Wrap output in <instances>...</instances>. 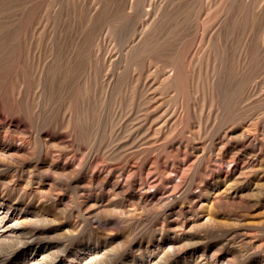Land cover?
<instances>
[{
  "label": "rangeland",
  "instance_id": "1",
  "mask_svg": "<svg viewBox=\"0 0 264 264\" xmlns=\"http://www.w3.org/2000/svg\"><path fill=\"white\" fill-rule=\"evenodd\" d=\"M262 124L264 0H0V202L10 224L0 264H264V154L225 183L209 175L215 158H254L233 141L250 125L264 138ZM163 160L184 169L192 191L212 177L196 205L139 210L102 182L124 163L136 165L132 181L145 180L148 163L151 180H165L174 173Z\"/></svg>",
  "mask_w": 264,
  "mask_h": 264
},
{
  "label": "bare ground",
  "instance_id": "2",
  "mask_svg": "<svg viewBox=\"0 0 264 264\" xmlns=\"http://www.w3.org/2000/svg\"><path fill=\"white\" fill-rule=\"evenodd\" d=\"M128 3V2H127ZM131 4H132V2H131ZM136 4V3H135ZM129 5V4H128ZM127 5V6H128ZM132 6H134V5H132ZM136 6V5H135ZM134 6V7H135ZM133 7V8H134ZM131 10H132V7H131ZM154 13V12H153ZM152 13V14H153ZM152 16V15H151ZM159 17H161V16H159ZM148 20H149V17H148ZM155 20V19H154ZM149 21H147V23H148ZM144 25V24H143ZM227 25V24H226ZM140 26H142V24L140 25ZM139 28L140 27H138V30H139ZM136 29H137V27H136ZM148 29V28H147ZM142 30V29H141ZM140 31V30H139ZM143 31H144V28H143ZM142 31V32H143ZM141 32V33H142ZM146 32V31H145ZM136 33H138V32H136ZM135 35H137V34H135ZM144 35V34H143ZM143 35H142V37H143ZM215 35V34H214ZM138 36H139V34H138ZM205 35H203V37H204ZM217 36V35H216ZM215 36V37H216ZM213 37V36H212ZM223 37H224V35H223ZM133 39V38H132ZM136 39H137V37H136ZM135 39V40H136ZM201 39V38H200ZM222 39V38H221ZM196 40V39H195ZM198 40V39H197ZM204 40V39H203ZM202 40V41H203ZM209 40V39H208ZM131 41H133L134 42V40H131ZM143 41H144V39H143ZM204 42H206L205 40H204ZM201 43V42H200ZM214 43V42H213ZM130 44H131V42H130ZM203 46H204V44H203ZM195 47V46H194ZM193 47V48H194ZM199 48V47H198ZM211 48H212V46H211ZM210 48V49H211ZM157 49H158V47H157ZM218 48H216V50H217ZM258 49V48H257ZM158 50H160V49H158ZM208 50V49H207ZM212 50V49H211ZM215 50V51H216ZM70 51V50H69ZM199 51V50H198ZM86 52V51H85ZM155 52H157V51H155ZM154 52V53H155ZM190 52H192V51H190ZM60 53V52H59ZM65 52H63L62 51V54H64ZM83 54H82V56L83 55H85L84 54V52H82ZM151 53H153V52H151ZM174 53V52H173ZM195 53V52H194ZM198 53V52H197ZM61 54V53H60ZM157 53H155V55H156ZM162 54V53H161ZM199 54V53H198ZM242 54V53H241ZM87 55V54H86ZM154 55V54H153ZM61 56V55H60ZM66 56V55H65ZM65 56H63V57H65ZM75 56V55H74ZM78 56V55H77ZM159 56V55H158ZM196 56V55H195ZM73 57V56H72ZM78 57H80V56H78ZM183 57V56H182ZM189 57V56H188ZM191 57V56H190ZM213 57H214V55H213ZM58 58H59V56H58ZM67 59H68V56L66 57ZM83 58V57H82ZM152 58V57H151ZM157 58V57H156ZM194 58V57H193ZM208 58V57H207ZM212 59V58H211ZM84 60V59H83ZM82 60V61H83ZM184 60V59H183ZM211 61V60H210ZM214 61V60H213ZM67 62V61H66ZM173 62V61H172ZM192 62H193V60H192ZM191 62V63H192ZM200 62V61H199ZM81 63H83V62H81ZM80 63V64H81ZM201 63V62H200ZM208 63H209V61H208ZM213 63V62H212ZM73 64H77V63H74L73 62ZM175 64V63H174ZM187 64V63H186ZM211 64V63H210ZM43 65V64H42ZM60 65V64H59ZM63 65V64H62ZM68 65V64H67ZM70 65V64H69ZM85 65V64H84ZM204 65V64H203ZM49 66V65H48ZM64 66V65H63ZM183 66H185V65H183ZM211 66V65H210ZM209 66V67H210ZM76 66H74V68H75ZM95 67V66H94ZM172 68H173V66H171ZM191 67H193V66H191ZM197 67V66H196ZM44 68H45V65H44ZM67 68H68V66H67ZM80 68V67H79ZM204 68V67H203ZM202 68V69H203ZM47 69V68H46ZM49 69H52L51 68V66H50V68ZM59 69H60V67H59ZM59 69H58V71H59ZM64 69V68H63ZM77 70H78V67L76 68ZM81 69V68H80ZM83 69H84V66H83ZM91 69V68H90ZM174 69V68H173ZM178 69V68H177ZM177 69H175V70H177ZM189 69V68H188ZM196 69V68H195ZM210 69V68H209ZM43 70V69H42ZM62 70V69H61ZM125 70V69H124ZM183 70H185V69H183ZM182 70V71H183ZM205 70H206V68H205ZM41 71V70H40ZM45 71V70H44ZM174 71V70H173ZM172 71V72H173ZM182 71H181V75H182ZM186 71V70H185ZM79 72V71H78ZM78 72H76V73H78ZM126 72V71H125ZM179 72V71H178ZM177 72V73H178ZM45 73V72H44ZM75 73V72H74ZM76 73H75V75H76ZM180 73V72H179ZM189 73V72H188ZM60 74V73H59ZM83 74H84V72H83ZM129 74V73H128ZM175 74V73H174ZM191 73H189V74H186L187 76H189ZM81 75V74H80ZM85 75V74H84ZM172 75V74H171ZM170 75V76H171ZM209 75V74H208ZM40 76V75H39ZM60 76V75H59ZM58 76V77H59ZM64 76V75H63ZM62 76V77H63ZM66 76V75H65ZM77 76V75H76ZM79 76V75H78ZM169 76V77H170ZM175 76H176V74H175ZM51 77V76H50ZM83 77V76H82ZM174 77V76H173ZM183 77H185V75L183 76ZM214 77H215V75H214ZM49 78V77H48ZM47 78V79H48ZM75 78V77H74ZM177 78V77H176ZM186 78V77H185ZM78 79H79V77H78ZM172 79H175V78H171L170 77V80H172ZM179 79V78H178ZM177 79V80H178ZM64 80V79H63ZM77 80V79H76ZM91 80H93V79H91ZM190 80V79H189ZM226 80V79H225ZM44 81V80H43ZM69 81V80H68ZM88 81V80H87ZM105 81V80H104ZM108 81V80H107ZM120 81V80H119ZM129 81V80H128ZM182 81V80H181ZM184 82L186 81V80H183ZM188 81V80H187ZM210 81V80H209ZM223 81V80H222ZM45 82H47V81H45ZM51 82V81H50ZM60 82V81H59ZM113 82V81H112ZM121 82H122V84H123V81H120V82H118V83H120L121 84ZM132 83L134 82L133 80L131 81ZM220 82V81H219ZM240 82V81H239ZM55 83V82H54ZM80 83V82H79ZM94 83V82H93ZM92 83V84H93ZM107 83V82H106ZM105 83V84H106ZM111 83V82H110ZM128 83V82H127ZM174 83V82H173ZM172 83V84H173ZM181 83V82H180ZM187 83V82H186ZM223 83H226V82H223ZM69 84V83H68ZM67 84V85H68ZM72 84V83H71ZM82 84V83H81ZM87 84V83H86ZM114 84V83H113ZM126 84V83H125ZM131 84V83H130ZM211 84H212V82H211ZM216 84H218V82L216 83ZM53 85V84H52ZM56 85V84H55ZM115 85H117V84H115ZM129 85V84H128ZM183 85V84H182ZM185 85V84H184ZM183 85V86H184ZM213 85V84H212ZM219 85H221V84H218L217 86H216V88L219 86ZM225 85V84H224ZM238 85V84H237ZM63 86V85H62ZM69 86H71V85H69ZM81 86V85H80ZM105 86V85H104ZM123 86V85H122ZM175 86V85H174ZM222 86V85H221ZM227 86H228V84H227ZM226 86V87H227ZM250 86V85H249ZM115 87V86H114ZM113 87V88H114ZM121 87V86H120ZM180 87V86H179ZM186 87V86H185ZM209 87V86H208ZM214 87V86H213ZM226 87H224V90H225V88ZM238 87H240V86H238ZM237 87V88H238ZM248 87V86H247ZM76 88V87H75ZM112 88V89H113ZM117 88H118V86H117ZM123 88H125V87H123ZM130 88V87H129ZM229 88V87H228ZM52 89V88H51ZM50 89V90H51ZM54 89V88H53ZM66 89V88H65ZM93 89V88H92ZM119 89L120 88H118V91H119ZM182 89H183V87H182ZM210 89V88H209ZM209 89H207V90H209ZM215 89V88H214ZM218 89H220V91H221V87L219 88L218 87ZM227 89V88H226ZM231 89H232V87H231ZM249 89V88H248ZM54 90H56V89H54ZM61 90H64V89H61ZM74 90V88L72 89V91ZM114 90V89H113ZM115 90H117V89H115ZM129 90V89H128ZM245 90V89H244ZM72 91H71V93H72ZM82 91V90H81ZM124 91V90H123ZM218 91V90H217ZM219 91V92H220ZM49 92V91H48ZM58 92H60V91H58ZM57 92V93H58ZM64 92V91H63ZM68 92V91H67ZM74 92V91H73ZM128 92V91H127ZM130 92V91H129ZM247 92V91H246ZM83 93V92H82ZM212 92H210V94H211ZM53 94V93H52ZM64 94H65V92H64ZM123 94V93H122ZM137 94V93H136ZM217 94H218V92H217ZM221 94V93H220ZM223 94V93H222ZM222 94H221V97H222ZM225 94H228V90H227V93H225ZM59 95H60V93H59ZM77 95V94H76ZM131 95V94H130ZM219 95V94H218ZM217 95V96H218ZM228 95H230V94H228ZM212 96V95H211ZM220 96V95H219ZM231 96V95H230ZM234 96V95H233ZM67 97V96H66ZM131 97H132V95H131ZM214 97H216V96H214ZM71 98V97H70ZM227 98V97H226ZM118 99V98H117ZM123 99V98H122ZM218 99H220V98H218ZM223 99V98H222ZM221 99V100H222ZM227 99H230V97L229 98H227ZM233 99V98H232ZM45 100H47V98L45 99ZM86 100V99H85ZM124 100V99H123ZM130 100H131V98H130ZM153 100V99H152ZM217 100V99H216ZM220 100V101H221ZM226 100V99H225ZM224 100V101H225ZM220 101H218V102H220ZM231 101V100H230ZM86 102V101H85ZM125 102H126V100H125ZM130 102V101H129ZM212 102V101H211ZM226 102V101H225ZM229 102V101H228ZM118 103H119V101H118ZM124 103V102H123ZM85 104V103H84ZM92 104V103H91ZM97 104H98V102H97ZM215 104H216V102H215ZM222 104V103H221ZM221 104H219L218 103V105H221ZM224 104V103H223ZM231 104V103H230ZM74 105V104H73ZM137 105V104H136ZM90 106V105H89ZM85 107V106H84ZM97 107H98V105H97ZM125 107V106H124ZM127 107H128V105H127ZM222 107V106H221ZM226 107H228V108H231V107H229V106H226ZM71 108V107H70ZM80 108V107H79ZM89 108V107H88ZM95 108V107H94ZM102 108V107H101ZM138 108V107H137ZM238 108V107H237ZM222 109H224V108H222ZM60 110V109H59ZM124 110V109H123ZM216 110V109H215ZM134 111H135V109H134ZM139 111V110H138ZM137 111V112H138ZM65 112V111H64ZM81 112V111H80ZM131 112V111H130ZM141 112V111H140ZM62 113V112H61ZM72 113V112H71ZM133 113V112H132ZM84 114H85V112H84ZM124 114V113H123ZM129 114V113H128ZM141 114V113H140ZM52 115V114H51ZM80 115V114H79ZM66 116V115H65ZM74 116V115H73ZM77 116V115H76ZM83 116V115H82ZM125 116V115H124ZM137 117V116H136ZM141 117V116H140ZM152 117V116H151ZM69 118V117H68ZM71 118H73V117H71ZM77 118V117H76ZM80 118V117H79ZM133 118V117H132ZM174 118V117H173ZM64 119H66V118H64ZM128 119H129V117H128ZM137 119H138V117H137ZM172 119V118H171ZM77 120V119H76ZM122 120V119H121ZM129 121V120H128ZM127 121V122H128ZM131 121V120H130ZM134 121H136L135 119H134ZM177 121V120H176ZM131 122H133V121H131ZM247 122H248V120H247ZM81 123V122H80ZM122 123H124V122H122ZM129 123V122H128ZM246 123V122H245ZM147 124V123H146ZM149 124V123H148ZM160 124V123H159ZM250 124V123H249ZM248 124V125H249ZM74 126V125H73ZM137 126V125H136ZM246 126V125H245ZM70 127V126H69ZM131 127V126H130ZM252 127L253 126H251L250 125V127L249 126H246V128H248L247 129V131L245 130V131H242V133H241V135L240 136H238V138H236V140L235 141H233V144L235 145V146H240V145H242V144H244V143H246V144H248V146H250L249 147V150H250V152L252 151V153L254 154V158H252V159H250L249 158V160H247L246 161V159H245V162H242V161H240V158H239V155H237L236 153H231L230 154V157L225 161L227 164L226 165H224L223 164V162H222V159L220 160V159H218V158H215V160H214V162H212V169L210 170V173H209V175H212L213 176V174H218V176H220L221 174H223L222 176H223V179H222V183H225L227 180H229L233 175H239V174H241L242 175V173L244 172V170L245 169H247V168H251V167H254L255 166V164H256V162H257V160H258V158L260 157V155L263 153L264 154V138H260L261 136H254L252 133H250L251 132V130H252ZM74 128V127H73ZM167 128H168V126H167ZM166 128V129H167ZM71 129V128H70ZM131 130H133V129H131ZM130 130V131H131ZM141 130V129H140ZM249 130V131H248ZM168 131H170L169 129H168ZM160 132V131H159ZM173 132V131H172ZM73 133V132H72ZM138 133H141V132H138ZM156 134V133H155ZM169 133H167V135H168ZM260 134L261 135H264V125L262 124V125H260ZM139 135V134H138ZM137 135V136H138ZM166 135V134H165ZM166 137H168L169 138V135L168 136H166ZM171 137V136H170ZM174 137V136H173ZM226 137V136H225ZM131 138V137H130ZM146 138V137H145ZM159 138H160V136H159ZM165 138V137H164ZM158 139V138H157ZM156 139V141H158ZM161 139V138H160ZM163 139V138H162ZM141 140V139H140ZM177 140V139H176ZM223 140V139H222ZM58 141V140H57ZM129 141V140H128ZM137 141V140H136ZM143 141V140H142ZM148 141V140H147ZM161 141H163V140H161ZM165 141V140H164ZM168 141V140H167ZM18 142H20V141H18ZM25 142H27V141H25ZM166 142V141H165ZM126 143V142H125ZM162 143H164V142H162ZM169 143V142H168ZM130 144V143H129ZM129 144H127L128 146H129ZM6 145V144H5ZM170 145V149H172L173 151L172 152H176L175 154H176V156H178V157H180L181 156V153H180V148L183 146V144H182V141H180V140H177V143H170L169 144ZM8 146V145H7ZM27 146V145H26ZM30 146V145H29ZM164 146V145H163ZM186 145H184L183 147H185ZM123 147V146H122ZM165 147H166V144H165ZM197 147V146H196ZM2 148H3V146H2ZM23 148V147H22ZM26 148V147H25ZM121 148V147H120ZM132 148L133 149H137L138 147L136 146V145H133L132 146ZM152 148V147H151ZM167 148V147H166ZM169 148V147H168ZM30 149H31V147H30ZM223 151L224 152H228L229 150L225 147V145H223ZM15 150V149H14ZM22 150H24V149H22ZM21 150V151H22ZM26 151H28V149L26 150ZM77 151H78V149H77ZM143 151V150H142ZM2 152V151H1ZM9 152V151H8ZM12 152V151H11ZM15 152H17V150H15ZM23 152V151H22ZM75 152V151H74ZM134 152V151H133ZM5 153V152H4ZM19 153V152H18ZM18 153H16V154H18ZM29 153H31V152H29ZM28 152H27V154H29ZM78 153V152H77ZM76 153V154H77ZM136 153V152H135ZM182 153H183V151H182ZM1 154V153H0ZM32 154V156H33V153H31ZM75 154V153H74ZM138 154V153H137ZM10 155V154H9ZM130 155V154H129ZM128 155V156H129ZM133 155V154H132ZM7 156V155H6ZM29 156H31V155H29ZM32 156H31V158H32ZM95 155H93L92 157H94ZM127 156V157H128ZM185 156V155H184ZM8 157V156H7ZM12 157V156H11ZM22 157V156H21ZM91 157V156H90ZM162 157V156H161ZM251 157H253V156H251ZM262 157V156H261ZM260 157V158H261ZM16 158V157H15ZM14 158V159H15ZM129 158V157H128ZM128 158H124V159H128ZM153 158V157H152ZM247 159H248V157H246ZM25 159V158H24ZM150 159H151V157H150ZM195 159V158H194ZM30 160V159H29ZM129 160H132V159H129ZM193 160V159H192ZM260 160V159H259ZM261 160H262V158H261ZM18 161H19V159H18ZM21 161V160H20ZM31 161V160H30ZM209 161V160H208ZM220 161V162H219ZM124 162H126V161H124ZM123 162V163H124ZM128 162H130V161H128ZM132 162V161H131ZM134 162V161H133ZM180 164H184V162H185V159L182 157V158H180ZM200 162V161H199ZM222 162V163H221ZM224 162V163H225ZM31 163V162H30ZM145 163V162H144ZM51 164H53L52 162H51ZM55 164V163H54ZM147 164V163H146ZM162 166H161V168H162V172H169L170 171V173H174V175L172 176V177H168L167 178V176H165V174L166 173H164V176L166 177V179H165V177H164V179L165 180H163L161 177H159V178H157V179H155V178H153V180H151V176L152 175H150L151 174V169H152V166H151V163H148L147 164V168H148V175H146V177H145V180L143 179V181L141 180V177H140V179L138 180V181H136V180H134V181H132L131 179H130V176H132V175H134V173H132V168H134L136 165L134 164V163H124V167L125 168H127L126 169V171H124L123 170V168H122V170H120L121 172H119V173H121L120 175H116V176H112V175H110V174H107L106 176H104L102 179H103V181L102 182H104V183H107V184H109V182H111V184H112V186H113V188H116L117 190H118V192H120V193H122V194H124V195H126V197L129 199V201L131 200V202H133V204L132 205H134L135 207V209H137V208H139V210L140 209H142V210H150V209H152V208H154V211H156L155 210V206L157 205V204H159V203H167V205H168V209L170 210V212H172V211H174L175 210V208H179L180 210L182 209V208H186V207H188V208H190V207H192V206H194V205H196L200 200V196H201V189H203V190H208V186H209V184H211V178L212 177H208V175H207V180L205 181V185L201 188L200 186V184H199V188H200V190H197V191H192V189H193V181H192V184L193 185H187V184H185V177H187V176H185V173H184V169L182 170V168H180V167H172V166H170V163H168V162H166V161H164L163 160V162H162V164H161ZM138 166H141V165H138ZM71 167V166H70ZM55 168V167H54ZM104 168V167H103ZM110 168V167H109ZM198 168V167H197ZM141 169V168H140ZM54 170V169H53ZM142 170V169H141ZM146 170V169H145ZM198 170V169H197ZM59 170H57V172H58ZM64 171V170H63ZM72 171V170H71ZM143 171V170H142ZM98 172V171H97ZM111 172H112V170H111ZM110 172V173H111ZM186 172V171H185ZM208 172V171H207ZM223 172V173H222ZM77 173V172H76ZM91 173V172H90ZM101 173V172H100ZM99 173V174H100ZM155 173V172H154ZM50 174V173H49ZM99 174H97L96 175V178L97 177H99ZM112 174V173H111ZM113 174H115V173H113ZM125 174V177L123 176ZM163 174V173H162ZM264 174V173H263ZM63 175V174H62ZM73 175H75V174H73ZM137 175V174H136ZM206 175V174H205ZM156 176V175H155ZM163 176V175H162ZM216 176V175H215ZM217 176V177H218ZM93 177H95V176H93ZM173 177H175V178H173ZM217 177H215V178H217ZM69 178H70V176H69ZM92 178V177H91ZM101 178V177H100ZM219 178V177H218ZM89 179V178H88ZM87 179V180H88ZM94 179V178H93ZM98 179V178H97ZM96 179V180H97ZM221 179V178H220ZM233 179V178H232ZM231 179V180H232ZM214 180V179H213ZM82 181V180H81ZM165 181H167V182H170L171 183V186L170 187H168L167 188V190L165 189V188H160V184H162L163 182H165ZM187 181H189V180H187ZM233 181V180H232ZM90 183H92L93 181L92 180H90L89 181ZM88 182V183H89ZM152 182H157L156 184H151ZM191 182V181H190ZM189 182V183H190ZM209 182V183H208ZM220 182V183H221ZM81 183V182H80ZM88 183L86 184V182L84 183L85 184V186H87L88 187ZM187 183V182H186ZM208 183V185H206ZM203 184V183H202ZM83 185V184H82ZM90 185V184H89ZM94 185V184H93ZM164 185V184H163ZM169 185V184H168ZM102 186V185H101ZM111 186V187H112ZM152 186V187H151ZM167 186V185H166ZM165 186V187H166ZM195 186H197V185H195ZM231 186V185H230ZM225 188H226V186H224ZM223 187V188H224ZM227 187H228V185H227ZM151 188H153V191H151ZM173 188H178V190L180 191V189H182L183 191H184V194H185V196H186V198H187V200H188V203H187V205H184V204H177V201L175 200V196H174V192H172V190H173ZM215 189V188H214ZM195 190V189H194ZM230 190V189H229ZM228 190V191H229ZM234 190V189H233ZM178 191V192H179ZM209 191V190H208ZM220 191H221V189H220ZM117 192V193H118ZM221 192H223V191H221ZM227 192V188H226V191H225V193ZM242 194V193H241ZM116 195V194H115ZM119 195V194H118ZM123 195V196H124ZM179 195V194H178ZM180 195H181V192H180ZM219 195H221L220 193H219ZM244 195V194H243ZM5 196V195H4ZM182 196V195H181ZM184 196V197H185ZM225 196H228V195H225ZM238 196V195H237ZM245 196V195H244ZM177 197V196H176ZM183 197V198H184ZM219 197L220 196H218V192L217 191H213L212 192V195H211V198H212V205H213V202L214 203H216V201H217V199H219ZM127 198H126V200H127ZM178 198V197H177ZM176 198V199H177ZM185 198V199H186ZM222 198H223V196H222ZM224 198H226V197H224ZM2 199V198H1ZM221 199V198H220ZM227 199V198H226ZM230 199H231V197H230ZM239 199V198H238ZM123 201V200H122ZM185 201V200H184ZM210 201V200H209ZM220 202L222 201V200H219ZM229 201V200H228ZM233 201V200H232ZM237 201V200H236ZM242 201V200H241ZM240 200H239V202H241ZM68 202V201H67ZM131 202H130V204H131ZM226 202V201H225ZM234 202H235V200H234ZM165 203V204H166ZM229 203H231V202H229ZM243 203V202H242ZM89 204V203H88ZM97 204H99V203H97ZM219 204V203H218ZM218 204H216L217 206H219L220 207V204L218 205ZM224 205H226L225 203H223ZM237 204V203H236ZM238 204H241V203H238ZM5 203L4 202H0V231H3L4 229H6V228H8V227H10L9 225V223H7V216H8V211L6 210V207H5ZM95 205V204H94ZM100 205V204H99ZM131 205V206H132ZM160 205V204H159ZM242 205H244V204H242ZM247 205V204H246ZM130 206V207H131ZM162 206V205H161ZM100 207V206H99ZM211 207V206H210ZM214 207V206H213ZM216 207V206H215ZM98 208V207H97ZM101 209V208H100ZM134 211V210H133ZM165 211V210H164ZM100 212V211H99ZM135 212V211H134ZM142 212V211H141ZM144 212V211H143ZM146 212V211H145ZM166 212V211H165ZM126 213V212H125ZM112 214V213H111ZM135 214V213H134ZM166 214V213H165ZM174 214V213H173ZM129 215V214H128ZM194 215H196V214H194ZM205 215V214H204ZM211 215V214H210ZM198 217V216H197ZM201 218V220L202 221H207V220H209L210 219V217L209 216H200ZM9 219V218H8ZM197 221V220H196ZM200 223V222H199ZM13 225V224H12ZM16 234V233H15ZM247 235V234H246ZM1 236V235H0ZM15 238V237H14ZM9 239V238H8ZM1 240V239H0ZM127 241V240H126ZM129 241V240H128ZM122 242V241H121ZM2 243V242H1ZM27 244V243H26ZM14 249V248H13ZM10 250V249H9ZM258 252V251H257ZM259 252H261L260 251V249H259ZM44 256H45V254H44ZM96 256V255H95ZM41 258V257H40ZM39 258V259H40ZM74 258V257H73ZM211 258L213 259V260H216L217 259V254L215 253V254H213L212 256H211ZM38 259V258H37ZM227 259V258H226ZM56 260V259H55ZM86 261V260H85ZM37 262V261H36ZM227 262V261H226ZM233 262V261H232ZM234 263V262H233ZM149 264V263H148Z\"/></svg>",
  "mask_w": 264,
  "mask_h": 264
}]
</instances>
